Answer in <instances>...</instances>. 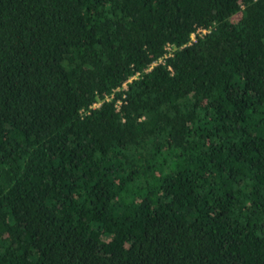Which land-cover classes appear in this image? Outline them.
Returning a JSON list of instances; mask_svg holds the SVG:
<instances>
[{
  "label": "trees",
  "instance_id": "1",
  "mask_svg": "<svg viewBox=\"0 0 264 264\" xmlns=\"http://www.w3.org/2000/svg\"><path fill=\"white\" fill-rule=\"evenodd\" d=\"M0 264H264V0H0Z\"/></svg>",
  "mask_w": 264,
  "mask_h": 264
},
{
  "label": "built area",
  "instance_id": "2",
  "mask_svg": "<svg viewBox=\"0 0 264 264\" xmlns=\"http://www.w3.org/2000/svg\"><path fill=\"white\" fill-rule=\"evenodd\" d=\"M206 31H207L206 29L198 28L195 32H192V33H191V35H190V40H191V41H194V40H195V36H196L197 33H199V32H203V33H205ZM174 48H175L174 45H166V46H165V52H164V54H163L162 56H160L157 60H155L154 62H152V64H151L150 67L148 68V70L151 69L153 66L157 65L158 63H165V59H166L167 57H169V56L172 55V50H173ZM168 69H171V67H168ZM137 76H138V73L133 74V75L130 76L126 81H124V82L122 83L121 87H118L117 89L126 90V88H127V84H128L129 82H131L133 79H135ZM99 104H100L99 102H98V103H94L92 106L95 107V106H98ZM118 104H120V103L118 102ZM118 104H117V105H118Z\"/></svg>",
  "mask_w": 264,
  "mask_h": 264
}]
</instances>
